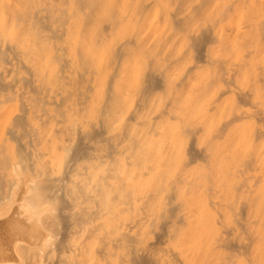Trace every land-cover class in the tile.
Wrapping results in <instances>:
<instances>
[{"label":"bare ground","instance_id":"6f19581e","mask_svg":"<svg viewBox=\"0 0 264 264\" xmlns=\"http://www.w3.org/2000/svg\"><path fill=\"white\" fill-rule=\"evenodd\" d=\"M91 1L102 20L96 10L87 12L84 0H0V188L12 182L5 192L18 194L19 214L37 216L40 227L54 234V241L50 235L42 241L45 249L53 244L61 264H224L213 254L251 249L263 254L259 244L264 245V216L237 221L247 234L242 240L237 228L223 225L222 192L215 196L217 190L206 183L188 187L186 172L199 160L219 162L218 140L229 139L235 125L256 117L261 126L251 149L244 151L243 169L233 175L264 180L257 153L264 139V115H242L246 113L237 109L254 102L261 77L253 73L264 68V0H174L179 4L171 15L175 30L186 40L184 55L147 61L132 57L147 39H136L133 29L127 34V25L139 21L143 8L157 9L163 0L133 1L141 4L137 15H117L116 0ZM127 1L119 3L124 7ZM147 12L145 17L154 13ZM156 23L147 25L152 42L165 37ZM208 68L212 76L192 92L190 86ZM169 75L175 78L169 80ZM168 81L173 87L189 83L186 107L187 99L179 109L172 94L165 104L156 99L155 91ZM228 94L235 104L229 105L228 115L216 114V133L200 146L214 120L207 114L224 105L227 100H221ZM194 98V104H205L195 108ZM165 115L193 116H169L182 123L166 127ZM150 137L157 140L150 144ZM4 193L0 217L15 197ZM206 203L215 210L213 219ZM29 223L30 236L45 234L36 232L37 223ZM40 227L36 229L44 230ZM17 237L6 244V254L39 264L32 246H39L41 238L33 236L39 240L30 239L31 246ZM258 261L264 264V257Z\"/></svg>","mask_w":264,"mask_h":264},{"label":"rangeland","instance_id":"374dc122","mask_svg":"<svg viewBox=\"0 0 264 264\" xmlns=\"http://www.w3.org/2000/svg\"><path fill=\"white\" fill-rule=\"evenodd\" d=\"M85 2H84V4L85 3H87V1H88V6H87V12H93L92 10H96V12L98 13V8H97V6L95 7V4H90L92 1L91 0H84ZM119 1H122V0H116V6H117V15L118 14H122V13H129V12H134L136 15H137V12L138 11H140V9H141V7H140V5H139V7H138V4L136 3V2H133V1H135V0H125V2L127 1V2H129V3H127V4H125L124 5V3H123V5H124V7L123 6H121L122 5V3L120 4L119 3ZM124 1V0H123ZM132 1V2H131ZM173 1V2H172ZM194 1V0H193ZM164 2V3H163ZM132 3V4H131ZM133 3H136V4H133ZM171 3H173V4H171ZM120 4V5H119ZM169 4H171V5H169ZM179 3H177V5H178ZM119 5V6H118ZM160 5H161V7H160ZM163 5V6H162ZM169 5V6H168ZM176 5V3H175V1L174 0H163V1H161V3L158 5V8L156 9V7H152V8H154L155 10L152 12L151 10H152V8L150 7H147V8H143V10H144V12H143V10H141L142 11V14H141V17H138L139 18V21L137 20L136 22H134L132 25L134 26H132L131 25V28H129V26L127 25V29H129V30H127V34H130L131 32V35L132 36H134L136 39H138L139 41H142V43H144L143 42V39L144 40H146V44L144 43V44H142L143 45V49H140L141 50V52L139 51L138 53H135L132 57H136V60H145V61H147V58H163V57H167V58H170V57H175V56H182L183 57V55H184V50H185V46H186V40H185V38L184 37H182V35H181V33H177V31L175 30V28H174V25H173V19H172V12L173 11H175L177 8H178V6ZM121 6V7H120ZM126 6V7H125ZM153 6H155V5H153ZM184 6H186V5H184ZM88 7H90V8H88ZM93 7H95V9L93 8ZM99 7V6H98ZM118 7H120V8H118ZM167 7H169V9L167 8ZM125 9V10H123V9ZM135 9V11H134V9ZM149 8V9H148ZM162 8V9H161ZM121 9V10H120ZM147 9V10H146ZM84 11H85V8L83 9ZM123 10V12H121ZM158 10L159 11H161V12H158ZM166 12H164V11ZM83 11V12H84ZM127 11V12H126ZM140 11V12H141ZM147 11H149V12H152L153 14H150L149 12H147ZM156 11V12H155ZM89 12V13H90ZM120 12V13H119ZM146 12H147V15H148V13H149V15L148 16H150V17H145L144 15L146 14ZM90 13V14H91ZM139 13V12H138ZM156 13V14H155ZM165 13V14H164ZM90 14H88V16L90 15ZM160 14V16H158V15ZM166 14L168 15V17L166 16ZM86 16V14L85 13H83V17H85ZM154 17V16H156V17H154V18H151V17ZM161 16H164V17H161ZM98 17L100 18H98L99 20H102V15L100 14V13H98ZM159 18V19H155V18ZM167 17V20L165 19H163V18H166ZM86 18V17H85ZM150 18V19H149ZM163 20H162V19ZM89 19V18H88ZM94 19V18H93ZM161 19V20H160ZM145 20V22H143ZM149 20L151 21H153V23L152 22H150V24L152 23V25H148V22H149ZM154 20H156V22L158 23V21H160L158 24L160 25V28H161V30L163 29V31H164V36L165 37H162V38H164V40L161 38V37H159V39L158 38H156V41H151V38L149 39V29L147 28L148 26H149V28H150V26H153V24L155 25V21ZM89 21H91L90 23L91 24H93V21L92 20H89ZM95 21H98V20H95ZM142 21V22H141ZM138 22V24H136ZM155 22V23H154ZM100 23V22H99ZM146 25V27H145V25ZM156 23V24H157ZM144 25V28L146 29V30H144V28L142 27ZM148 25V26H147ZM142 27V29H141V27ZM133 29V30H132ZM132 30V31H131ZM139 30V31H138ZM172 30V31H171ZM129 31H131V32H129ZM138 31V32H137ZM125 32V31H124ZM137 33H138V37H137ZM124 34H126V33H124ZM144 34H145V36H144ZM147 35V36H146ZM142 36V37H141ZM139 37H141V39L139 38ZM145 37V38H144ZM146 37H148V38H146ZM170 38V39H169ZM168 41H170V43L171 42H173V43H171V44H169V42ZM179 41H182V42H179ZM151 43H154L153 45L151 44ZM179 43H181V44H179ZM173 44V45H172ZM146 45V46H145ZM176 45V46H175ZM180 46L179 48H181V49H179L178 48V46ZM177 47V48H176ZM142 50L144 51V52H142ZM141 54V55H138V54ZM150 53H152V54H150ZM143 56H145V57H143ZM128 60H134L133 58H129ZM143 60V61H144ZM202 70H205V69H202ZM207 71V72H206ZM207 73H209V74H207ZM212 73H213V70L212 69H206L205 71H201V80L199 79L200 78V76H198V80H200V84H198L197 85V83H198V80H194V83H193V81L191 82V84H192V86H190V88L192 89H190V88H188L189 87V83L188 84H185V83H182L181 85H179V86H176V87H173V84H171V82H167L168 84H166L165 85V87H163L162 89H158V90H156L155 91V94H156V99H158L159 98V100L163 103V104H165V102H167V100L171 97V94H172V96H173V98H175V99H177V103H176V106H178V108L179 109H182V108H184V107H186L188 104H189V99H187V97L189 96L188 95V93L190 94V91H189V89L193 92V91H195L193 88L195 87V88H198L199 87V85L201 86V84H203V83H205V81H207L209 78H210V76H212ZM264 73V68L263 69H258V70H256V71H254V73H253V75H255V77H261V80L260 81H258V83H257V86H256V88H255V90H256V92H257V96H256V98H255V100H254V102H252V103H248V104H244V105H238V107H237V109L239 108V110L240 111H243V112H245L246 114H242V115H254V116H257V115H264V78L262 77V74ZM171 74H174V73H171ZM175 78V76L174 75H169V80H171V78ZM207 78V80H205ZM190 84V85H191ZM168 85V86H167ZM188 85V87H186ZM185 88V89H184ZM187 88V89H186ZM184 89V90H183ZM173 90V91H172ZM187 90V91H186ZM185 91V92H184ZM187 93V94H186ZM185 94H186V96H185ZM230 96V97H229ZM180 97V98H179ZM226 97V98H225ZM221 101H226L225 102V104L224 105H220V103H219V106H221V107H218L219 109H220V111H222V112H219L218 111V108H216V109H212V110H214V111H212V110H210L209 111V113L207 114V115H209V117L211 116V118H210V120H212V119H214V118H216L218 115H216V114H222V115H228V113H229V110L232 108H230V106L232 105H234L235 104V100L233 99V97L230 95V94H228V95H226ZM229 97V98H228ZM232 97V98H231ZM187 99V101L185 100V99ZM189 98V97H188ZM206 97H204V100L207 102V99H205ZM228 98V99H227ZM180 99V100H179ZM231 99H232V101L234 102V103H232V101H231ZM194 100H196L195 102H194ZM201 100H203V99H201ZM186 101V102H185ZM205 101H198V103L197 104H194V103H196L197 102V99H193V101H192V104L193 105H197V106H194L195 108H197L198 106H200L201 104H205ZM184 102L186 103V104H184ZM201 102H203V103H201ZM200 103V104H199ZM221 103H223V102H221ZM184 104V107H182V105ZM186 105V106H185ZM230 105V106H229ZM204 106V105H203ZM209 108H210V106H209ZM229 108V109H228ZM211 109V108H210ZM217 110V111H216ZM176 110L174 109V112H175ZM174 114V113H173ZM169 116H178V117H180V116H183L184 117V119H192V116L193 115H165L164 116V118H163V121H162V125L164 124L166 127L168 126V125H170L169 127H172L171 125H173V123L172 122H174V121H176V118L175 119H173L172 117H170L169 118ZM248 119V120H247ZM254 123H253V122ZM177 122H179V123H182L181 122V120H177L176 121V123L174 122V124H177ZM243 122V123H242ZM241 123L242 124H239V123H237V124H239V125H235V127H233L229 132H230V135H229V139H225L226 137H224V138H222V139H220V140H218V142L215 144V150H216V153H218V151L220 150L221 152H219V157H221V158H219V162L218 161H214V160H210V162H205V161H198V163H195V165H193L191 168H189V170L186 172V176H188V177H186L187 178V180L188 181H190V184L188 185V187H190V188H192V189H196L197 188V186L199 185V184H203V183H206L209 187H214V190H217V191H215V196H219V193H220V191L222 192V193H220V196L222 197V199L223 200H225L226 199V202L224 201V203H226V212H225V218H224V222H223V225L225 224V226H229V227H234V228H237L238 229V233L240 234V237H241V239L242 240H245L246 239V237H247V234H246V232L244 231L243 232V230H241V229H239L238 228V222L237 221H239V220H241V222H243V221H245V219L248 221H254V220H260L261 219V217H263L264 216V180L263 181H255V180H253L252 178H248V177H245L244 175L243 176H241L240 174H238L237 176H238V178H237V176H234L233 175V171H238L239 169H243V168H241V167H243L242 165V163H241V161L243 162L244 161V158H245V154H244V151H249L250 149H251V141L253 140V136H254V134H255V132H258V130H259V128H260V124H259V122H258V119L255 117V118H246L245 119V123H244V120L242 121ZM217 124L218 123H216V119H214V120H212V121H210V127H211V129H210V131H208L207 133H206V135H203L201 138H200V140H199V144H200V146H204V145H207V143L205 144V143H203V142H206L208 139L210 140V138L216 133V126H217ZM163 125V126H164ZM151 142H150V144L153 142V141H155V140H157V138L156 137H154V138H151L150 137V139H149ZM209 140H208V142H209ZM236 142V143H235ZM260 142V145H259V147H258V150H257V153H258V155L260 156V161L258 162V163H261V164H264V149H263V147H264V139L263 140H260L259 141ZM231 143V144H230ZM234 143V144H233ZM242 143V144H241ZM240 144V145H239ZM227 145V146H226ZM231 145H234L232 148H230L229 146H231ZM237 146H239V148H240V150H243V152L242 151H240V150H238L236 147ZM230 149H229V148ZM227 148V150H225ZM235 148H236V150H235ZM243 148V149H242ZM214 149V148H213ZM223 150H224V152H223ZM238 150V152H237V154L235 153L236 151ZM229 152V153H228ZM222 153H225V154H222ZM238 153H239V155H238ZM221 154L223 155V156H221ZM232 154V155H231ZM235 154H236V157H234L235 156ZM241 154V155H240ZM227 155V156H226ZM244 156V157H243ZM231 158V159H230ZM233 158V159H232ZM218 162V163H217ZM207 163V164H206ZM213 163V164H212ZM228 163H229V165H228ZM206 164V165H205ZM231 164V165H230ZM241 164V165H240ZM205 165V166H204ZM229 166H231V168L229 167ZM208 168V169H207ZM198 169V170H197ZM233 169V170H232ZM195 170V171H194ZM232 170V171H231ZM194 171V172H193ZM190 172H192V174L189 176V174H190ZM212 172V173H211ZM167 176H168V173H166L165 174V177L164 178H167ZM208 177L211 179H208ZM245 177V178H244ZM10 178H13V179H11L12 181L14 180V177L13 176H10ZM218 178H220V179H218ZM235 178V179H234ZM218 180V181H217ZM255 182V183H254ZM194 184V185H193ZM11 186H12V182H11ZM11 186H10V184H9V188L8 187H5V188H0V189H4V192H5V190L7 189V191L9 190V189H11ZM235 186H237V187H235ZM0 187H2V186H0ZM13 188V187H12ZM236 188H237V190H236ZM2 191V190H1ZM1 191H0V193H1ZM6 191V192H7ZM19 191V190H18ZM4 192H2V193H4ZM6 192L4 193V194H6ZM10 192V191H9ZM9 192H7V194L6 195H14L15 197H14V201H13V199H12V201H10L9 203H8V205H5V207H4V214L0 217V251H2L3 249L5 250V249H7V245H8V243L10 244L11 243V241H13V240H15V238L17 237V235H18V237H17V239L16 240H19V239H21L20 237H22V236H25L26 234H25V232L27 233V231H28V223L31 221V220H33L34 221V219H36L35 221V223H33V221H31L30 223L33 225V226H36V223H37V226L36 227H38V225H39V227L41 226V223L39 222V221H37L38 220V217L37 216H34V219L32 218H27V217H29V215L27 214V213H23L22 215H20L19 214V210H18V203L16 204V202H17V198L19 197L18 196V194H16L14 191H11L10 193ZM217 192V193H216ZM0 194V195H2V197H4L3 196V194ZM19 193V192H18ZM237 193V194H236ZM16 194V195H15ZM221 194H223V195H221ZM255 195H257L256 197H255ZM224 196V197H223ZM6 197H8V196H5V198ZM263 197V198H262ZM17 199V200H16ZM236 200V201H235ZM16 201V202H15ZM232 202V204H231V202ZM18 202H19V200H18ZM241 202V203H240ZM259 203V204H258ZM14 204V205H13ZM16 204V205H15ZM13 205V206H12ZM229 206V207H228ZM13 209H12V208ZM16 207V208H15ZM210 206H209V204L207 205V203H206V211L208 212V214H209V216H210V218L211 219H213L214 217V215H215V210H213L214 208H209ZM245 207H246V209H245ZM15 208V209H14ZM241 208H242V212H241ZM1 209V208H0ZM18 210V211H17ZM1 211V210H0ZM16 211V212H15ZM214 211V212H213ZM234 211V212H233ZM1 212H3V211H1ZM14 212V213H13ZM18 212V213H17ZM240 212V213H239ZM9 213V214H8ZM14 214V216L15 217H17V218H19L20 217V219H21V217H22V219H21V223H19L20 222V219H17V218H15L16 219V222H17V220H18V223H16L15 222V219H14V216H12L13 214ZM15 213H17L16 215H15ZM238 213V214H237ZM12 214V215H11ZM242 214V215H241ZM20 215V216H19ZM25 215V216H24ZM27 215V216H26ZM8 216V217H7ZM13 217V219H12V217ZM19 216V217H18ZM212 216V217H211ZM244 216V217H243ZM259 216V217H258ZM4 217V218H3ZM5 217L7 218V222H6V219H5ZM228 217V218H227ZM10 218V219H9ZM243 218V219H242ZM248 218V219H247ZM250 218V219H249ZM3 219V220H2ZM13 220L14 222L12 223V221H11V224L13 225H11L9 222H8V220L10 221V220ZM24 220V221H23ZM243 220V221H242ZM4 221V222H3ZM25 221H29L28 223H26ZM6 222V224L4 225V223ZM23 222H25V224H27V225H25ZM14 223L16 224V228H17V232H16V229H15V225H14ZM29 223V224H30ZM38 223H40V224H38ZM8 224H10V225H8ZM25 225V226H23V225ZM20 227V225H21V227L19 228L18 226ZM32 225H29V226H31L32 228H30V229H33V226ZM27 226V227H26ZM12 227V228H11ZM14 227V228H13ZM22 227H23V230H24V228L26 229L25 231H22L21 229H22ZM36 227L34 228L35 230H36V232L37 231H39L38 233H40V235H43V233L41 234V231H43V232H45L46 230L43 228V226L42 227H40V228H43L44 230H38V229H36ZM252 227L255 229V228H257V225H254V224H252ZM6 228V229H5ZM39 228V229H40ZM29 229V230H30ZM33 229V230H34ZM18 230H20L22 233L20 234V232L18 231ZM33 230H30L31 231V233H35V232H32ZM2 231V232H1ZM242 231V232H241ZM23 232H24V234L25 235H22L23 234ZM46 232H48V231H46ZM46 232H45V234L41 237H39V236H37V234L35 235H33V236H37V237H39V238H41L40 240H39V238L38 239H36V240H34V238H33V236H32V234H31V236H30V234H28V233H30L29 231H28V237L27 236H25V239H24V237H22V240H20V242H22V243H24V244H26V245H31V243H30V239H31V241L33 242H38V240H39V242H38V245L39 246H37V244H35V246H32V247H34V248H36V253H37V259L39 260V264L41 263V264H43V263H45V264H47V262H48V264H61V261H59V257L57 256V253H56V251H54L52 248H53V244H52V246L50 245H48L47 246V244L45 245V246H47L46 248L47 249H45V247H44V240L45 239H43L44 237L45 238H50L51 237V239L54 241V234H52V235H50L51 233L50 232H48L47 234H46ZM17 233V234H16ZM50 233V234H49ZM3 235V236H2ZM20 235V236H19ZM45 235H47V236H45ZM49 235H50V237H49ZM11 237V238H10ZM26 237H27V239H26ZM29 237H31V238H29ZM10 238V239H9ZM29 238V239H28ZM33 238V239H32ZM24 239V240H23ZM2 240H3V242H2ZM11 240V241H10ZM26 240H29V241H26ZM43 240V241H42ZM24 241V242H23ZM42 241V242H41ZM5 242V243H4ZM29 242V243H28ZM33 242V243H34ZM36 242V243H37ZM32 243V244H33ZM52 243V242H51ZM50 243V244H51ZM7 244V245H6ZM42 244V245H41ZM259 244V243H258ZM3 245H5V246H3ZM260 246H263L264 247V245H262V244H259ZM42 246V247H41ZM49 249V250H48ZM47 250V251H46ZM263 250H264V248H262V252H263ZM43 251V252H42ZM45 251V252H44ZM5 253H3V252H0V254L2 253V255H0V260L2 261H0V264H7V262H8V260H9V263H13V264H34L33 262H25V261H21L19 258H18V260L16 261V259H17V257H16V254H11V253H9L10 254V256H9V254H6L7 252H6V250L4 251ZM225 252V253H224ZM244 252L245 251H241V252H234V251H230V250H223V252L221 253V254H216V253H214L213 254V257H214V259L215 260H220V261H222L224 264H258L259 263V259H260V262L262 261V258L264 257V253L263 254H261V255H259V256H257L256 255V253L255 252H252V249L251 250H249V251H246L245 253L246 254H248L249 253V255H246V254H244ZM261 252V253H262ZM42 253V254H41ZM3 254H4V256H3ZM6 254V255H5ZM15 255V257H16V259H15V257H13ZM45 255V256H44ZM57 257H56V256ZM230 255V256H229ZM245 257H244V256ZM251 255V256H250ZM2 256V257H1ZM47 256V257H46ZM250 256V257H249ZM257 256V257H256ZM227 257H229V258H227ZM230 257H232L231 259H230ZM259 257V258H258ZM62 258H64V257H62ZM252 258V259H251ZM61 259V258H60ZM230 259V260H229ZM249 259V260H248ZM13 260H15V261H13ZM56 260V261H55ZM248 260V261H247ZM252 260V261H251ZM255 260V261H254ZM5 261V262H4ZM44 261V262H43ZM55 261V262H54ZM226 261V262H225ZM228 261V262H227ZM254 261V262H253ZM4 262V263H3Z\"/></svg>","mask_w":264,"mask_h":264}]
</instances>
